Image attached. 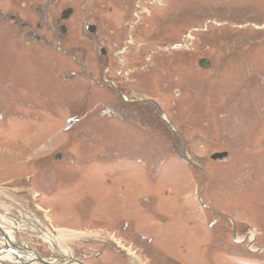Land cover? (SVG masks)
Instances as JSON below:
<instances>
[{
	"label": "rangeland",
	"instance_id": "374dc122",
	"mask_svg": "<svg viewBox=\"0 0 264 264\" xmlns=\"http://www.w3.org/2000/svg\"><path fill=\"white\" fill-rule=\"evenodd\" d=\"M46 5L48 43L0 21L11 240L51 262L264 264V0H0L34 24Z\"/></svg>",
	"mask_w": 264,
	"mask_h": 264
},
{
	"label": "water",
	"instance_id": "95a60500",
	"mask_svg": "<svg viewBox=\"0 0 264 264\" xmlns=\"http://www.w3.org/2000/svg\"><path fill=\"white\" fill-rule=\"evenodd\" d=\"M71 12H68L69 13L68 15H70ZM87 30L91 33H94L96 31V28L92 26H88ZM200 66L202 67V69H208L210 67L207 60L202 61L200 63ZM111 87L115 90L116 96H119L121 101L126 102V97L124 96V92H121L120 90L119 91L116 90L115 85H112ZM228 155L229 154L226 152L216 153L212 155L211 158L214 161H222L226 159ZM181 157L187 163L198 167L197 164L188 157L185 147H183L181 150ZM198 168L201 170L200 167ZM8 232L17 233V229L15 227H11V226L9 227L5 223L0 222V244H3V247H0V258L12 254L14 256V259L17 262H19V264H54V263H49L44 259H41L38 253L33 248L23 247L19 243L15 244L13 241H11ZM233 237L236 242H239V240L237 239V233L235 229L233 231ZM16 239L17 241H19V236H17ZM57 264H82V263L77 259H71L65 255H61L60 262H58Z\"/></svg>",
	"mask_w": 264,
	"mask_h": 264
},
{
	"label": "flooded vegetation",
	"instance_id": "af4514ba",
	"mask_svg": "<svg viewBox=\"0 0 264 264\" xmlns=\"http://www.w3.org/2000/svg\"><path fill=\"white\" fill-rule=\"evenodd\" d=\"M45 13L43 15V19L41 23H37L34 24L31 20H29L27 17H25L24 15L21 14H7L5 11H1L0 10V21H4V24H7L9 26H11V28H13V30L15 31V36H17V33H21L22 37H23V42H25L26 45L30 46L33 43H48V41L45 40V36L46 34L49 32L51 34L56 35L57 32H65V27L63 25H56L55 27L52 26L51 23H49V21H46L44 18L47 17L48 20H50V22L52 21L51 18L49 19V11L47 9V5L45 8ZM68 12H71V10H69ZM68 12H64L62 14V21H65L66 19H69V13ZM24 17V18H23ZM57 30V31H56ZM46 32V33H44ZM58 37V36H57ZM61 37H63L61 35ZM58 39V44L62 45L61 43H63V38H57ZM61 40V41H60ZM23 44V43H22ZM49 48V45L46 46ZM110 72V70H108V73ZM107 86H112V84H107ZM112 88V87H111ZM127 93V92H125ZM119 98V96H116ZM119 100L121 101V99L119 98ZM128 100L126 99V102ZM136 106V105H135Z\"/></svg>",
	"mask_w": 264,
	"mask_h": 264
},
{
	"label": "bare ground",
	"instance_id": "6f19581e",
	"mask_svg": "<svg viewBox=\"0 0 264 264\" xmlns=\"http://www.w3.org/2000/svg\"><path fill=\"white\" fill-rule=\"evenodd\" d=\"M229 156V155H228ZM223 161V160H222ZM216 162H221V161H216ZM3 191V190H2ZM37 195V194H36ZM2 196L5 198V199H9L10 200V202H11V206L9 205V203H8V205L7 204H5V203H1V201H0V208L1 207H11L10 209H11V211L12 210H16V209H18V210H20L21 208V203H17V201H16V199L15 198H12V197H9V196H11V195H9V193L8 192H5V191H3V194H2ZM34 198V197H33ZM15 199V200H14ZM16 201V202H15ZM19 202V201H18ZM2 205V206H1ZM15 205V206H14ZM6 212V211H5ZM25 213V212H24ZM4 215H6V213H4ZM13 215V214H12ZM13 216H15V215H13ZM45 221V220H44ZM46 222V221H45ZM50 224V223H49ZM236 225H238L237 223H236ZM47 226V225H46ZM50 226H51V228H50V230L52 231V233L53 234H55L57 237H58V239L60 240V241H62L63 240V236L61 237L60 235H61V231H59V230H57L52 224H50ZM32 229V228H31ZM32 230H34V228L32 229ZM35 231V230H34ZM39 231V230H38ZM36 232V234H38V232L37 231H35ZM18 233V232H17ZM42 233H48V231H45V230H43L42 231ZM257 233H258V231H257ZM256 233V234H257ZM18 234H20V233H18ZM41 234V233H40ZM49 234V233H48ZM47 234V236H48V238L46 237L45 239H47L48 240V242H49V244H51L52 246H54L55 245V241H54V238L51 236V235H48ZM258 236V235H257ZM260 237V236H259ZM259 237H258V239H259ZM12 241V240H11ZM23 242V241H22ZM63 242V241H62ZM245 242V241H244ZM257 242H258V240H257ZM256 242V243H257ZM18 243V242H17ZM0 245H3V244H0ZM21 245V244H20ZM61 247H63V246H61ZM60 247V248H61ZM54 248L58 251V253H59V255L61 256V255H64V252L62 253L61 252V249L59 250V247L58 246H54ZM65 249V248H64ZM66 250V249H65ZM64 250V251H65ZM127 253H129L133 258H136L135 256V254L134 253H132V252H127ZM9 255H12V254H9ZM9 255H7V256H5V257H3V258H0V262L2 261V262H7V263H9V264H19V262H16V263H13L12 261H11V257L9 256ZM13 256V255H12ZM52 256V255H51ZM65 256H67V254L65 255ZM14 257V256H13ZM68 257V256H67ZM70 258V257H69ZM71 259H75V258H71ZM137 259V258H136ZM55 260H58L57 258H55L54 260H52L53 262H51V261H48L49 263H54V264H57L58 262H55ZM47 261V260H46Z\"/></svg>",
	"mask_w": 264,
	"mask_h": 264
},
{
	"label": "crops",
	"instance_id": "0c3cea01",
	"mask_svg": "<svg viewBox=\"0 0 264 264\" xmlns=\"http://www.w3.org/2000/svg\"><path fill=\"white\" fill-rule=\"evenodd\" d=\"M39 225H40V224H39ZM40 228H41V227H40ZM43 230H45V229H43V227H42V229L40 230V231H41V233H42V231H43ZM45 231H47V230H45Z\"/></svg>",
	"mask_w": 264,
	"mask_h": 264
}]
</instances>
